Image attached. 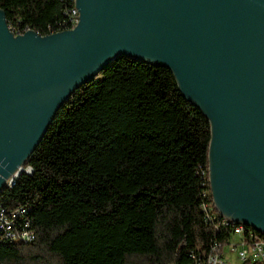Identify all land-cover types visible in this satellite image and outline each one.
Wrapping results in <instances>:
<instances>
[{
    "label": "trees",
    "instance_id": "1",
    "mask_svg": "<svg viewBox=\"0 0 264 264\" xmlns=\"http://www.w3.org/2000/svg\"><path fill=\"white\" fill-rule=\"evenodd\" d=\"M71 2L0 0V8L13 32L45 33L65 28ZM208 136L168 67L115 56L70 91L26 156L29 170L0 187L13 229L34 234L0 230V264H191L189 252L201 257L229 234L200 207L218 217Z\"/></svg>",
    "mask_w": 264,
    "mask_h": 264
},
{
    "label": "water",
    "instance_id": "2",
    "mask_svg": "<svg viewBox=\"0 0 264 264\" xmlns=\"http://www.w3.org/2000/svg\"><path fill=\"white\" fill-rule=\"evenodd\" d=\"M76 23L13 34L0 8V187L70 91L122 54L164 65L206 117L216 211L264 234V0H73Z\"/></svg>",
    "mask_w": 264,
    "mask_h": 264
},
{
    "label": "built area",
    "instance_id": "3",
    "mask_svg": "<svg viewBox=\"0 0 264 264\" xmlns=\"http://www.w3.org/2000/svg\"><path fill=\"white\" fill-rule=\"evenodd\" d=\"M63 14L65 21L61 24V26L65 28L72 27L78 19V11L73 7V0L71 5L63 10ZM6 26L13 34L21 33L27 28L33 30L28 25H23L20 28H16L15 32H13L9 28L10 26L7 24V22ZM47 28L48 31H45V33L52 32V29H50L49 26ZM33 31L37 33V31ZM25 167L28 171L29 167ZM13 181L14 179L9 184L13 183ZM200 207L203 210L204 218L206 220L210 219L213 220L215 225L220 224L221 226L227 227L229 234L228 237L223 241L213 240L209 244L208 250L201 257H199V255L195 256V253L192 251L189 252V255L192 258L191 264H229L230 260L226 257V254L222 250L224 245L228 247V251L234 253L238 263L248 261L250 263L257 262L258 264H264V234L256 231L247 224H243L241 222H232L223 215H220L218 212H216L218 217L215 218V215L208 211L207 205L204 201L200 203ZM10 215L12 217L13 213H10ZM13 227L15 226L12 222V218H8L3 210V207L0 205V230L4 231L5 236L9 238H21L28 240L34 235L33 231L30 228H27L26 224L19 228L13 229Z\"/></svg>",
    "mask_w": 264,
    "mask_h": 264
},
{
    "label": "rangeland",
    "instance_id": "4",
    "mask_svg": "<svg viewBox=\"0 0 264 264\" xmlns=\"http://www.w3.org/2000/svg\"><path fill=\"white\" fill-rule=\"evenodd\" d=\"M208 191H209V188H208ZM211 210L213 212H217L216 209L214 208L213 204H212V208ZM222 250L224 251V253L226 254V257L230 260L229 264H239L238 263V260L236 259L235 255L233 252L231 251H228V247L226 245H224L222 247Z\"/></svg>",
    "mask_w": 264,
    "mask_h": 264
}]
</instances>
